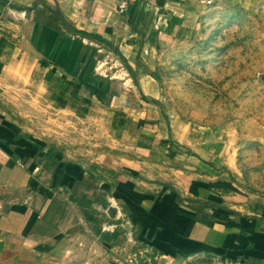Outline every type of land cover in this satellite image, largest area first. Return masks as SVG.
<instances>
[{
	"label": "crops",
	"instance_id": "1",
	"mask_svg": "<svg viewBox=\"0 0 264 264\" xmlns=\"http://www.w3.org/2000/svg\"><path fill=\"white\" fill-rule=\"evenodd\" d=\"M197 3L133 0L120 14L116 0H0V264H126L105 250L110 234L84 220L95 203L79 186L96 179L107 209L125 208L145 264H264V187L233 153L207 157L220 148L216 134L161 120L141 56L148 40L191 35ZM51 110L84 126L107 115L122 136L113 166L76 161L27 118Z\"/></svg>",
	"mask_w": 264,
	"mask_h": 264
},
{
	"label": "rangeland",
	"instance_id": "2",
	"mask_svg": "<svg viewBox=\"0 0 264 264\" xmlns=\"http://www.w3.org/2000/svg\"><path fill=\"white\" fill-rule=\"evenodd\" d=\"M189 1L202 4L192 12L196 17L202 16V20L191 22L192 34L175 36L161 46H155L156 40H148L141 55L145 70L156 77L155 96L161 120L189 123L209 135L216 134L220 148L211 149L215 154L209 153L207 157L212 160L213 155H217L223 160L233 153L238 167L255 178V189L262 190L264 0ZM101 54L103 58L105 53ZM106 59L110 61L112 57ZM22 100L19 98L17 102L22 103ZM51 112L48 116L33 113L27 118H31L34 125L45 123L46 132L53 140H60L65 153L74 156L76 161L89 157L96 160L100 170L113 166L112 154L119 152L117 141L122 136L116 138V133L108 128L107 115L101 116L96 111L94 117H103L102 123L86 122L84 126L72 122L64 113ZM115 162L120 164L119 159ZM98 181L90 185L82 182L79 186L83 191L88 188L92 191L89 196L85 194V201L95 203V210L83 212L84 220L90 219L95 224L93 232L100 233V238L103 239L104 232L100 231L103 228L110 234L103 245L114 258L125 257L126 264L151 262L145 258L147 251L130 241L125 208L116 202L114 208L120 213L108 210L106 194L99 190L103 183ZM237 181L244 184L249 180L238 177ZM101 221L107 226L103 227Z\"/></svg>",
	"mask_w": 264,
	"mask_h": 264
},
{
	"label": "built area",
	"instance_id": "3",
	"mask_svg": "<svg viewBox=\"0 0 264 264\" xmlns=\"http://www.w3.org/2000/svg\"><path fill=\"white\" fill-rule=\"evenodd\" d=\"M132 1L133 0H116L115 10L120 14L124 13L128 9ZM213 262L214 263L212 264H250L245 259H241V258L219 259L217 261H215L214 259Z\"/></svg>",
	"mask_w": 264,
	"mask_h": 264
},
{
	"label": "trees",
	"instance_id": "4",
	"mask_svg": "<svg viewBox=\"0 0 264 264\" xmlns=\"http://www.w3.org/2000/svg\"><path fill=\"white\" fill-rule=\"evenodd\" d=\"M95 38H97L98 40H100L99 37H95ZM62 105H64V104H62Z\"/></svg>",
	"mask_w": 264,
	"mask_h": 264
}]
</instances>
